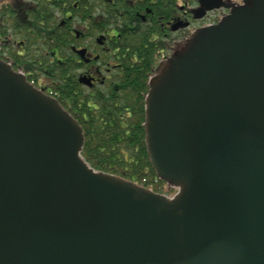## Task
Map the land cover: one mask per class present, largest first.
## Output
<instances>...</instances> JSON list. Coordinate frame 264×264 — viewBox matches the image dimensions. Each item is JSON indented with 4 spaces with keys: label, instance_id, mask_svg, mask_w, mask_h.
<instances>
[{
    "label": "water",
    "instance_id": "water-1",
    "mask_svg": "<svg viewBox=\"0 0 264 264\" xmlns=\"http://www.w3.org/2000/svg\"><path fill=\"white\" fill-rule=\"evenodd\" d=\"M148 87L172 196L92 168L77 121L0 60V264H264V0L196 29Z\"/></svg>",
    "mask_w": 264,
    "mask_h": 264
},
{
    "label": "flooded vegetation",
    "instance_id": "flooded-vegetation-1",
    "mask_svg": "<svg viewBox=\"0 0 264 264\" xmlns=\"http://www.w3.org/2000/svg\"><path fill=\"white\" fill-rule=\"evenodd\" d=\"M244 1L0 0V58L60 84L59 100L76 108L74 96H94L142 57L155 65ZM204 3L210 9L196 18Z\"/></svg>",
    "mask_w": 264,
    "mask_h": 264
},
{
    "label": "trees",
    "instance_id": "trees-1",
    "mask_svg": "<svg viewBox=\"0 0 264 264\" xmlns=\"http://www.w3.org/2000/svg\"><path fill=\"white\" fill-rule=\"evenodd\" d=\"M114 85L77 111L83 134V157L96 169L153 187L163 185L150 167L144 144L143 99L151 63L143 57Z\"/></svg>",
    "mask_w": 264,
    "mask_h": 264
},
{
    "label": "rangeland",
    "instance_id": "rangeland-1",
    "mask_svg": "<svg viewBox=\"0 0 264 264\" xmlns=\"http://www.w3.org/2000/svg\"><path fill=\"white\" fill-rule=\"evenodd\" d=\"M41 79H42V81H45V80H43V78L41 77ZM167 194H169V193H167Z\"/></svg>",
    "mask_w": 264,
    "mask_h": 264
}]
</instances>
